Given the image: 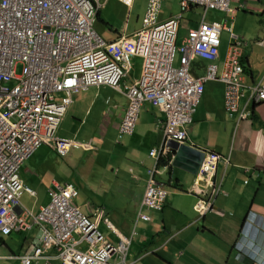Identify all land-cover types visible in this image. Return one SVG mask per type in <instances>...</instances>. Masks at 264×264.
<instances>
[{
  "label": "crops",
  "instance_id": "1",
  "mask_svg": "<svg viewBox=\"0 0 264 264\" xmlns=\"http://www.w3.org/2000/svg\"><path fill=\"white\" fill-rule=\"evenodd\" d=\"M180 1L161 0L158 16L162 22L182 14L177 46L190 29L198 27L203 13L197 5L182 8ZM229 2L233 12L208 9L204 19L225 26L216 59L219 70L232 35L244 43L240 62L245 96L239 101V111L231 114L224 104V83L207 81L188 130L190 144L220 155L214 172L204 175L194 171L185 157L173 165V150L162 165L150 155L163 140L164 119L152 102L141 106L134 131L118 138L128 104L126 94L108 85L91 86L73 94L57 128L58 137L74 142L68 154L59 156L44 143L22 163L20 178L33 190L22 194L23 206L37 212L49 201L52 180L71 182L78 190L75 202L86 214L97 218L95 209H103L98 225L108 238L116 236L107 221L131 236L126 257L130 264H260L250 257L252 249L264 261V101L246 100L249 88L264 82V46L258 42L264 37V0ZM146 5L147 0H133L130 5L102 0L93 27L106 41L130 37L142 28ZM140 62L132 58L122 88L137 79ZM206 64V60L194 58L191 73L203 75ZM243 108L250 115L240 119ZM206 160L205 154L203 162ZM152 166H156L155 178L167 189L162 210L141 205ZM218 186L220 191L210 206L212 190ZM82 193L83 199L78 200ZM139 211L149 215V220L139 219ZM248 218L256 223L254 230L248 228L245 234ZM37 236V226L0 233V264H21L15 256L26 253ZM31 264H59V260L46 263L39 259Z\"/></svg>",
  "mask_w": 264,
  "mask_h": 264
},
{
  "label": "built area",
  "instance_id": "2",
  "mask_svg": "<svg viewBox=\"0 0 264 264\" xmlns=\"http://www.w3.org/2000/svg\"><path fill=\"white\" fill-rule=\"evenodd\" d=\"M120 1L127 5L133 2ZM180 3L184 9L197 5L203 13L198 27L190 29L177 46L182 14L159 21L161 0H147L142 28L115 41L104 40L93 27L102 0H0V233L38 227L30 249L15 256L21 264L39 259L49 263L53 258L59 264H130L126 257L131 236L108 221L116 238L104 235L98 225L103 209H95L97 218L86 214L75 202L78 190L73 183L52 180L49 201L37 212L21 202L24 192L33 193L20 178L22 163L44 143L62 157L74 144L56 135L73 94L99 85L126 94L128 104L118 138L134 131L144 102L154 103L164 114L163 140L158 149L150 151L156 161L171 155V141L194 146L188 142V130L207 81L223 82L227 111H239L246 87L240 62L244 43L232 35L233 42L219 70L216 59L225 26L204 19L208 9H234L229 0ZM258 42L264 46V37ZM135 57L141 60L140 73L131 85L122 88L121 81ZM196 57L207 61L201 76L190 71ZM19 64L21 71L17 74ZM246 100L264 101V82L251 86ZM244 108L239 112L240 119L250 115ZM203 151L208 160L201 164L199 173L206 175L215 171L220 155ZM155 171L156 166L148 169L141 205L162 210L167 189L157 181ZM219 191V186L213 188L210 202ZM137 217L149 220V215L141 211ZM253 222L246 220L245 234Z\"/></svg>",
  "mask_w": 264,
  "mask_h": 264
},
{
  "label": "water",
  "instance_id": "3",
  "mask_svg": "<svg viewBox=\"0 0 264 264\" xmlns=\"http://www.w3.org/2000/svg\"><path fill=\"white\" fill-rule=\"evenodd\" d=\"M170 147L175 153L173 165L178 164L177 162L181 157H185L191 161L192 169H194V171L197 172L199 170V167L205 157L203 150L197 148L196 146H191L189 144L180 143L177 141H171Z\"/></svg>",
  "mask_w": 264,
  "mask_h": 264
},
{
  "label": "clouds",
  "instance_id": "4",
  "mask_svg": "<svg viewBox=\"0 0 264 264\" xmlns=\"http://www.w3.org/2000/svg\"><path fill=\"white\" fill-rule=\"evenodd\" d=\"M255 223H256V220H254L253 223H251V226L249 227V229L251 230H254L253 228H255ZM246 245H248V243L246 242ZM242 251H244V249L242 248ZM250 257L253 259V260H256V261H259L260 264H263L264 261H261L260 260V256H259V253L257 252L256 249H252L249 253Z\"/></svg>",
  "mask_w": 264,
  "mask_h": 264
},
{
  "label": "rangeland",
  "instance_id": "5",
  "mask_svg": "<svg viewBox=\"0 0 264 264\" xmlns=\"http://www.w3.org/2000/svg\"><path fill=\"white\" fill-rule=\"evenodd\" d=\"M20 71H21V65L19 64V65L16 66V73L18 74ZM81 199H83V193H82L81 195H79V197H78V200H81ZM213 202H214V200L210 202V206L213 205ZM204 207H206V206H204ZM204 207H203V208H204ZM248 217H250V216H248ZM105 220H107V219H103L104 222H105ZM99 228H100V231H101L104 235L107 234V231L103 228L102 225L99 226Z\"/></svg>",
  "mask_w": 264,
  "mask_h": 264
},
{
  "label": "trees",
  "instance_id": "6",
  "mask_svg": "<svg viewBox=\"0 0 264 264\" xmlns=\"http://www.w3.org/2000/svg\"><path fill=\"white\" fill-rule=\"evenodd\" d=\"M243 65V64H242ZM168 161L166 159H161L159 160V164L162 165V164H166ZM165 204V203H164ZM236 250L238 252V248L236 247Z\"/></svg>",
  "mask_w": 264,
  "mask_h": 264
},
{
  "label": "bare ground",
  "instance_id": "7",
  "mask_svg": "<svg viewBox=\"0 0 264 264\" xmlns=\"http://www.w3.org/2000/svg\"><path fill=\"white\" fill-rule=\"evenodd\" d=\"M21 168V167H20ZM23 182V181H22Z\"/></svg>",
  "mask_w": 264,
  "mask_h": 264
}]
</instances>
